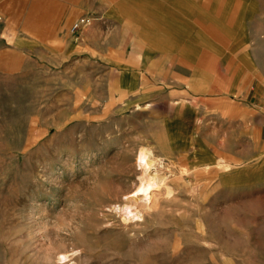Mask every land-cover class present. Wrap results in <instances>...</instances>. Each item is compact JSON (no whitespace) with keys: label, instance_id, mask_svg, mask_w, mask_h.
Listing matches in <instances>:
<instances>
[{"label":"rangeland","instance_id":"374dc122","mask_svg":"<svg viewBox=\"0 0 264 264\" xmlns=\"http://www.w3.org/2000/svg\"><path fill=\"white\" fill-rule=\"evenodd\" d=\"M52 2L0 0V264H264V0Z\"/></svg>","mask_w":264,"mask_h":264},{"label":"crops","instance_id":"0c3cea01","mask_svg":"<svg viewBox=\"0 0 264 264\" xmlns=\"http://www.w3.org/2000/svg\"><path fill=\"white\" fill-rule=\"evenodd\" d=\"M53 1H54V2H52L53 4L54 3H57V5H60V7L63 6L64 9H65V7H68L69 13L72 12L70 15H73V17L77 14V10H78V8H77V0H57L56 2H55V0H53ZM171 1L173 2L174 0H171ZM175 1H178V0H175ZM44 5H46L45 7H48L47 4H43V6ZM182 6L183 5L181 4L179 7H177L178 9L175 7V10L172 11L174 13V16L175 17H178V12H181L182 11ZM152 7H153V11H152L153 12V16H152V18H156V12H155L156 6L153 5ZM79 11H81V12L82 11L87 12L88 11V8H86V9L85 8L84 9H79ZM102 14L107 15L106 12H104V13L102 12ZM107 16L109 17V15H107ZM134 18H136V17L135 16L128 17V18L127 17H124L123 21L125 22L126 20H129L128 22H130L131 20L133 21ZM123 21H122V24L121 25L123 27H126L125 26V23ZM133 24H134L133 25V27H134L135 26V23H133ZM131 58L132 59H137V60H139L140 58H142V56H140L139 48H138V46L135 47L134 42H133V47L130 50V54L128 55V59H131ZM4 60H5L4 61L5 62L4 64L6 66H8V67H12L13 65H17V63H18L16 60H14L11 57H8L6 59L4 58ZM18 61H19V63L22 66H25L26 67L29 64V57L26 54H22L21 57L18 58Z\"/></svg>","mask_w":264,"mask_h":264},{"label":"bare ground","instance_id":"6f19581e","mask_svg":"<svg viewBox=\"0 0 264 264\" xmlns=\"http://www.w3.org/2000/svg\"><path fill=\"white\" fill-rule=\"evenodd\" d=\"M138 160L143 166V170L146 171V175H143L140 177V182L136 189V194L139 195V193H144L145 195H148L150 192H152V189L154 187V178L147 175V170L151 167L153 161L151 159V151L147 147H142L138 153Z\"/></svg>","mask_w":264,"mask_h":264},{"label":"built area","instance_id":"2783aa9c","mask_svg":"<svg viewBox=\"0 0 264 264\" xmlns=\"http://www.w3.org/2000/svg\"><path fill=\"white\" fill-rule=\"evenodd\" d=\"M87 21H88V20H87L86 18L81 19V20H79V21H76V22L73 24V26H72V31H73V32L78 31V30L81 28L82 25H85V24H86Z\"/></svg>","mask_w":264,"mask_h":264}]
</instances>
